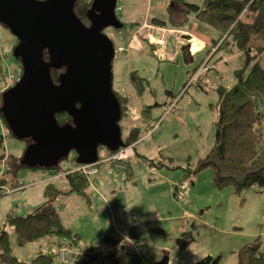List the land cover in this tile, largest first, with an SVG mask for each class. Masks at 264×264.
<instances>
[{"label":"rangeland","instance_id":"obj_1","mask_svg":"<svg viewBox=\"0 0 264 264\" xmlns=\"http://www.w3.org/2000/svg\"><path fill=\"white\" fill-rule=\"evenodd\" d=\"M187 1L203 3V0ZM158 4L165 8H159ZM172 4V0H118L117 5L122 7L118 17L128 26L131 23L141 26L148 18L145 21L148 25L152 18L161 19L168 14ZM189 20L196 22L192 17ZM17 44V38L0 25L6 73L0 81V97L9 87L6 78L10 68H21L13 56ZM146 47L147 51L124 52L115 57L113 88L129 99V115L120 122L123 138L134 128L144 135L147 123L163 120L158 133L137 146L138 155L131 158L128 171L126 167L118 169L106 162L110 154L101 149L99 172L92 176L88 189L91 202L72 194L56 197L53 208L63 225L78 235L83 246L80 251L88 254L105 249L110 255L94 261L86 258L85 264H111L113 258L129 262L133 252L143 253L146 264L164 259L169 264H193L208 255L221 256L220 264H248L242 262V256L258 238L264 251V187L241 192L232 187L219 189L212 168L195 172L198 162L215 144L216 89L221 85L232 88L236 84L235 70L242 68L244 59L240 56L217 66L219 54L215 55L209 70L192 83L194 71L209 60L206 50L190 62L181 50L177 54L171 51L173 58L160 60L152 46ZM133 73L145 80L142 91L132 84ZM1 123L4 152L7 156H21L27 143L11 136L3 120ZM75 155L71 152L68 159L61 161L63 170L76 168ZM187 177L190 179L187 186L184 183L185 187L177 189ZM17 181H8L0 193V231L5 229L8 235L12 256L20 262H30L40 252L56 253V239L41 238L19 246L15 228L6 225L8 215L15 211L18 216H26L45 205L50 184L64 190L68 183L66 178L53 176L49 170L30 168L20 169ZM133 226L137 229L135 237L129 232ZM127 235L130 239H125ZM108 236L118 240L117 249L105 243ZM53 264L61 263L55 259Z\"/></svg>","mask_w":264,"mask_h":264},{"label":"trees","instance_id":"obj_2","mask_svg":"<svg viewBox=\"0 0 264 264\" xmlns=\"http://www.w3.org/2000/svg\"><path fill=\"white\" fill-rule=\"evenodd\" d=\"M93 1L76 0L74 6L76 15L87 26L90 25L88 12L92 8ZM172 3L169 19L173 26L179 28L189 22L192 17L217 34V37L212 39V45L216 46L217 50L208 63L205 62L207 68L215 55L219 53L222 54L216 60L217 64L223 61L229 63L240 56L244 59L242 68L235 70L236 84L232 88L221 85L216 89L218 123L215 144L211 152L198 162L195 172L208 167L212 168L214 181L219 189L232 187L237 192H241L255 186L264 187V0H203L200 5L189 3L187 0H172ZM178 12L181 13L182 19L177 21L175 15ZM151 22L157 26L168 24V21L159 18H154ZM122 23L123 28L117 31L131 33L139 27L138 23H131L129 26L125 22ZM45 59L49 60L47 52H45ZM16 60L21 64L20 60ZM63 71L64 69H51V76L56 83ZM0 72L1 81V78L5 76L4 69L0 68ZM131 79L132 84L139 91L144 89V79L136 73L132 74ZM114 91L121 104L122 119H124L129 110V99ZM1 105L0 97V107ZM57 119L60 125L72 122L68 114L57 115ZM9 134L13 136L10 132ZM140 134L139 129H132L129 135L123 138L125 146L138 141ZM25 142L28 146L32 141ZM103 148H99V154ZM105 149L109 152V156L115 153ZM23 155L24 153L21 156H7L4 152L3 137L0 134V167H4L0 170V193L8 181L18 182L20 169L28 168L22 164ZM75 160L77 162V155ZM80 165L78 163L76 168L66 170L62 169L61 164L49 169L36 168L49 170L53 176L66 178L69 189L61 190L50 184L45 193L47 201L44 206L32 210L24 217L11 211L6 221V225L15 228L19 246H26L41 238H53L56 239V253L40 252L32 261L20 262L10 253V240L4 229L0 231V264H53L55 259H58L61 264H85L88 259L94 261L98 257L110 256L105 249L92 250L88 254L80 251L83 246L78 235L71 228L63 225L59 214L53 208L56 197L65 198L73 193L91 202L88 189L93 178L78 171ZM128 166L129 164L126 168ZM74 170L75 172H72ZM133 231L134 228L129 231L132 236L135 235ZM127 238H129L128 235ZM105 243L117 249L116 238L108 236L105 238ZM62 249H68L72 253L71 261L61 260ZM116 254L117 252L114 256ZM221 260V256L208 255L193 264H220ZM244 261L248 264H264V251H261L259 238L254 245L247 248L242 256V262ZM111 264H146V256L140 252H133L130 254L129 262L113 258Z\"/></svg>","mask_w":264,"mask_h":264},{"label":"water","instance_id":"obj_3","mask_svg":"<svg viewBox=\"0 0 264 264\" xmlns=\"http://www.w3.org/2000/svg\"><path fill=\"white\" fill-rule=\"evenodd\" d=\"M75 2L0 0V24L17 38L13 55L23 69L21 79L2 93L0 115L14 138L32 141L22 158L31 169L56 167L71 152L79 164H94L100 147H125L113 88L116 48L103 33L123 28L118 0H94L89 26L76 15ZM51 69H64L57 83ZM61 114L72 122L60 125Z\"/></svg>","mask_w":264,"mask_h":264},{"label":"crops","instance_id":"obj_4","mask_svg":"<svg viewBox=\"0 0 264 264\" xmlns=\"http://www.w3.org/2000/svg\"><path fill=\"white\" fill-rule=\"evenodd\" d=\"M158 7L163 9V8H165V5L158 4ZM154 18H157V17H154ZM154 18H152V19H154ZM175 18L177 21L182 19L181 13L178 12L175 15ZM161 19L168 21V24L165 26H157V25H154L152 23L151 24L148 23V25H145V24H147V22H145V21L148 20V18H146L145 21L143 22V24L141 26L135 28L136 30H132L131 33H129V31H127V32L122 31L124 33V36L122 37L120 42H124L127 46V50L125 51V53H128V52L135 53L136 50H138L140 52L147 51L146 45H149L150 47L152 46L151 47L152 51L154 52V54H157L159 56L160 60H164L166 57L167 58H173L172 55L177 54L179 52V50H181L184 53L186 60L191 62L193 60L194 56H196L199 53H203L205 50L207 51V54H208L207 57L209 60L214 55V53L216 52V50H214V49L212 50L213 47L211 45H212V39H215L217 37V34L215 32H213L210 28L206 27L205 25H201L197 21L196 22H190V20L185 25L179 27L180 29H177V27H175V26L169 27L170 25H172L170 23L169 13L166 14L165 16H163V18H161ZM179 32H182V34L184 33L182 35V38L179 37ZM156 44H158L159 47L155 49V48H153L154 47L153 45H156ZM160 50H164L166 54L165 53H159ZM171 51H173L174 54L170 55ZM219 55H220V53H219ZM238 55H236V56H238ZM209 60H207L206 63H208ZM219 64L220 63H218L217 66ZM129 111L130 110H128V113L126 114V116H124V118L129 115ZM1 119L2 118L0 115V127L3 126V123H1L2 122ZM155 122L156 121H154L150 125H148V123L146 124L147 128H146V133L144 135L139 129L141 134L139 135L138 141H136V142H138L136 145V148L139 144L145 142L150 137L151 134L149 135V128ZM161 124H162V122H161ZM129 133H130V131H129ZM129 133H128V135H129ZM156 133H158V131ZM143 138H145V139L142 140ZM136 148H135V156L138 155L136 152ZM130 160L128 161L127 164H130ZM128 170H129V168H127V171ZM189 181H190L189 178H184L182 180L181 185L178 186L177 189L181 186H183V187H185V185L187 186ZM184 183H185V185H184ZM68 189H69V186L67 184V188L64 190H68ZM70 195H72V194H70ZM135 225H136V223H135ZM133 228H134L133 232L135 234L134 235V237H135V236H137V229H136V226L131 227V229H133ZM125 239H128L127 236L125 237ZM136 246H139V245L136 244Z\"/></svg>","mask_w":264,"mask_h":264},{"label":"built area","instance_id":"obj_5","mask_svg":"<svg viewBox=\"0 0 264 264\" xmlns=\"http://www.w3.org/2000/svg\"><path fill=\"white\" fill-rule=\"evenodd\" d=\"M122 11V7L117 5L116 6V14L120 13ZM184 34V33H183ZM182 32H179V37L182 38ZM106 35L109 36L112 41L115 44L116 48V55L124 53L127 50V46L124 43L123 45H118V42L122 39L124 36V33L122 31H117L115 29L109 28V30L106 32ZM2 52L3 48L0 46V68L4 69L3 64H2ZM207 70L206 63H203L199 68L196 69L195 73L191 76V82L197 80L201 76L205 74ZM1 73V72H0ZM4 75L6 76V73L4 72ZM23 75V69L22 66L19 69L15 68H10L9 70V75L6 78V82L9 83V87H12L15 85L22 77ZM172 107V106H171ZM169 112V110H168ZM167 112V113H168ZM163 120H160L156 123H154L150 128H149V135L156 133L161 125V122ZM146 138V137H145ZM143 138L142 140H144ZM138 142H134L128 146L121 147L118 151H116L113 155L109 156L106 162H110L112 165H114L118 169H125L127 167L128 161L135 157V148ZM99 165H100V160L94 164H83L78 167V171L83 172L84 174L88 176H94L98 174L99 171ZM72 172H75L72 171ZM72 253L68 251V249H62L60 251V258L63 261H71Z\"/></svg>","mask_w":264,"mask_h":264},{"label":"flooded vegetation","instance_id":"obj_6","mask_svg":"<svg viewBox=\"0 0 264 264\" xmlns=\"http://www.w3.org/2000/svg\"><path fill=\"white\" fill-rule=\"evenodd\" d=\"M109 30V28L108 29H106V30H104V33L106 34V32Z\"/></svg>","mask_w":264,"mask_h":264}]
</instances>
